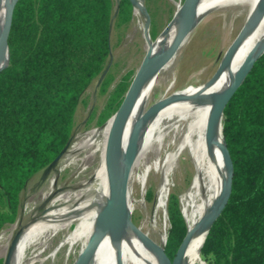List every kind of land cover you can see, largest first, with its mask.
Instances as JSON below:
<instances>
[{
	"label": "trees",
	"instance_id": "16d2710c",
	"mask_svg": "<svg viewBox=\"0 0 264 264\" xmlns=\"http://www.w3.org/2000/svg\"><path fill=\"white\" fill-rule=\"evenodd\" d=\"M152 1L146 0L148 9ZM133 10L130 0H120L117 7L115 0L17 1L8 37L9 63L0 71V232L17 221L21 194L30 180L72 143L76 112L87 106L88 88L108 67L113 17L121 27L132 20ZM149 33L153 41L161 33L153 15ZM132 75L128 72L114 84L108 68L99 84V94L107 96L99 125L118 111ZM223 115L233 162L232 191L200 256L206 264H264V54ZM221 156L222 148V189L226 162ZM167 215L164 248L173 260L188 232L175 192L169 194Z\"/></svg>",
	"mask_w": 264,
	"mask_h": 264
},
{
	"label": "bare ground",
	"instance_id": "6f19581e",
	"mask_svg": "<svg viewBox=\"0 0 264 264\" xmlns=\"http://www.w3.org/2000/svg\"><path fill=\"white\" fill-rule=\"evenodd\" d=\"M13 1L0 0V37ZM134 5L135 15L140 16L142 0H136ZM220 8L232 9L236 11L235 18L244 20L241 32L221 60L219 67L224 65L222 72L204 86L172 93L169 95L170 101L165 106L146 114L147 103L152 97L160 72L170 67L178 51L188 41L189 35L203 17L216 9L219 11ZM183 15L184 6L179 4L174 18L155 42L150 40L147 34L148 53L155 56L169 51L182 30ZM194 16L191 30L172 59L160 72L148 75L144 79L128 114L119 143L118 171L122 172L124 169V157L130 138L135 127L139 125L138 148L129 180L130 219L121 230L108 233L102 239L87 264H164V262L171 264V261L174 264H203L200 248L208 231L205 221L221 204L228 188L230 174L225 159L221 189V161L218 156L222 148L221 159L225 158L226 145L223 135L224 115L222 112L217 113L216 107L219 98L233 81L248 53L254 47L264 44V0H198ZM8 62L9 49L3 46L0 48V68ZM113 122L114 116L101 126L78 133L68 150L61 155V159H58L62 169L69 168L73 173L79 171L75 183L70 182L73 184L68 187L64 185L56 187L54 183H49V187L48 185L45 187L39 196L40 199H49L43 208L45 214L41 220L23 229L11 264H27L45 254L48 249L52 250L50 257L55 258L61 252H64L66 258L72 256L77 246H80L78 257L85 250L90 238L99 229L101 214L110 196L106 152ZM149 150L165 153L161 161H156L151 167L161 170L164 166V173L169 176V180L165 181L158 191L156 212L164 208L161 223L154 213L153 217L147 216L143 224L137 226L152 242L142 237L132 224L136 203L130 195V183L139 160ZM179 161L183 162L184 168L192 171L193 176L188 190L186 189L182 197V211L189 225L187 228L190 236L181 258L174 262L163 254L169 228L165 205L170 175ZM144 227L148 230L146 231ZM12 236L10 234L0 237V245L4 250L9 248ZM31 248L34 250L27 258Z\"/></svg>",
	"mask_w": 264,
	"mask_h": 264
},
{
	"label": "rangeland",
	"instance_id": "374dc122",
	"mask_svg": "<svg viewBox=\"0 0 264 264\" xmlns=\"http://www.w3.org/2000/svg\"><path fill=\"white\" fill-rule=\"evenodd\" d=\"M119 1L120 0H115L116 7ZM142 1L141 9L139 8L141 12L140 16L135 15V5H133V17L128 24L118 27L114 21L116 14L113 17L111 26L112 51L108 68H111L114 74V84L128 72H132V76L134 77L146 58L148 53L146 38L147 34H150L151 16L153 15L155 17L162 32L171 19L174 18L177 6L179 4L183 5L184 2V0H153L150 4V9H148L146 0ZM220 9L219 11L216 9L207 13L203 17L200 24L190 34L191 36L189 35L188 41H186L185 45L178 51L170 67L160 72L152 92V97H150L151 99H149L146 109H149L154 103L174 92V94H176L181 91L204 86V84H208L222 72L224 65L219 67L221 60L229 46L241 32L244 20H242L243 18H235L236 11L232 9ZM148 19L150 21L149 24ZM99 84L100 80H96L91 84L87 90V106L80 105L76 112V134L73 141L78 133H84L93 127L101 126L98 124V119L105 105L107 96L99 94ZM92 114H94V116L91 121L88 122ZM68 148L65 151H67ZM164 154L165 153H157L156 150H149L140 158L141 161L139 160L135 171L136 173L134 172L133 179L130 183V195L131 199L136 203V209L132 214V221L137 226L142 225L149 215L153 217L156 214L160 223L164 216V208L156 212V203L159 188L165 181L167 182L169 180V176L164 173V166L161 170H155L151 167L156 161L160 162ZM61 169L62 166L59 160L57 163H52L38 172L30 180L21 194L22 202L17 221L13 224L6 225L0 232V237L2 235L6 237L12 234L13 238L19 229L27 228L37 220L43 218L45 214L43 208L48 203L49 199H40L39 196L43 193L45 187L49 183H54L56 187L61 185L68 187L73 184L70 182L75 180L79 172L75 171L73 173L69 168ZM191 172L190 169L184 168L182 161H179L170 175L168 197L171 192L177 193L180 198L182 210V197L190 186L193 176ZM49 185L47 187H49ZM41 189L43 190L41 191ZM168 197L165 205L166 215ZM35 199L37 201H35ZM144 229L146 231L148 230L146 227H144ZM0 248V261L4 262L8 248L4 250V247L1 245ZM31 249L32 250L28 251L29 256H27V258L30 257V253L34 250V248ZM79 249L80 246H77L72 256L70 255L71 257L69 256L68 258L65 257L64 252H61L56 258L50 257L52 250L48 249L45 254L34 261L27 262V264H74L78 258ZM202 263H205L203 259Z\"/></svg>",
	"mask_w": 264,
	"mask_h": 264
},
{
	"label": "water",
	"instance_id": "95a60500",
	"mask_svg": "<svg viewBox=\"0 0 264 264\" xmlns=\"http://www.w3.org/2000/svg\"><path fill=\"white\" fill-rule=\"evenodd\" d=\"M17 1L18 0H14L9 9L8 18H7L3 33L0 37V48L3 46L8 47V37H9L11 25H12L14 7ZM130 1L134 5L136 0H130ZM197 2L198 0H184L183 2V6H184L183 24H182V30L179 36L177 37V39H175L173 45L171 46L169 51L166 52L165 54H157L155 56H152L150 53H147L146 58L144 59L143 63L141 64L137 73L134 76V79L125 95V98L121 106L119 107L118 111L113 115L114 122H113L112 129L110 131V134H109V138L107 142V152H106V164H107L110 196L104 205L98 231L90 238L85 250L80 254V256L78 257V259L76 260L74 264H87L89 259L95 253L102 239L108 233H116L119 230H121V228L130 219L129 180H130V173H131L132 166L136 158V153H137V148H138L139 125L135 127L132 133V136L130 138L128 150L124 157V169L122 172H119L118 171V149H119L120 139L122 136V131L126 123L128 114L136 100V97L139 93V90L141 88V85L144 79L148 75L156 74L160 72V70L175 55L182 41L184 40L188 32L191 30L193 23H194V19H195L194 13H195ZM149 23L150 21L148 19V24ZM148 36H149V39L152 40L150 37V34ZM263 54H264V44L258 47H254L248 53L241 68L239 69L236 76L234 77L233 81L225 89V91L222 93L221 97L219 98V101L216 107L217 113L222 112L224 114V109L227 103L232 98V96L237 91V89L241 86V84L244 82L247 75L251 71L254 63L256 62V60ZM8 63L5 66L1 67L0 71H2L5 67H7ZM107 70H108V67L106 71L104 72L103 76L101 77L100 81L106 74ZM170 99H171L170 96L160 99L147 110L146 114H148L154 109H158V108L165 106L170 101ZM224 141H225V138H224ZM63 153L64 152H62L53 161V163H56ZM224 155H225V159L228 164L229 173H230L228 188H227L225 196L221 204L219 205L218 209L205 221V224L208 226L207 234L212 224L215 222V220L218 218V216L224 209L225 204L227 203L228 198L232 191L233 162H232V158H231V155H230V152L227 146L225 147ZM132 224L142 237L146 238L149 242H152L150 239L146 237V235L143 232H141L138 229L137 225H135L134 223ZM23 229L24 228L19 229L14 235V237L12 238L8 251H7V255L4 260V264H11L13 255L18 245V241L20 239V236L23 233ZM189 236H190V232L188 231L173 257L174 262H178L182 254L184 253ZM163 254L168 259H171L167 255L166 251H164Z\"/></svg>",
	"mask_w": 264,
	"mask_h": 264
}]
</instances>
